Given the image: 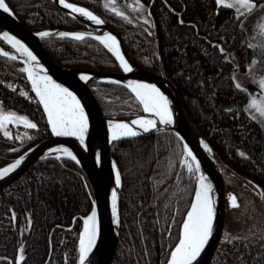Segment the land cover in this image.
I'll return each mask as SVG.
<instances>
[{
    "label": "trees",
    "instance_id": "trees-1",
    "mask_svg": "<svg viewBox=\"0 0 264 264\" xmlns=\"http://www.w3.org/2000/svg\"><path fill=\"white\" fill-rule=\"evenodd\" d=\"M68 1L97 12L123 34L139 63L176 84L188 116L214 149L228 192L224 236L212 264H264V224L240 226L228 198L233 189L264 190V125L248 111V92L237 89L234 80V73L245 71L258 52L242 18L216 0H140L148 22L125 13L129 23L105 8V0ZM6 2L34 31L88 27L53 0ZM44 43L63 66L122 70L97 39L53 37ZM21 68L22 63L0 55V103L25 114L37 127L20 126L23 135L6 136L0 130V166L52 135ZM91 88L109 118L143 111L126 86L98 80ZM111 150L123 184L122 231L113 264H167L194 194L195 170L189 172L185 164L193 166L192 159L181 138L169 130L122 137ZM92 201L88 177L73 160L47 157L36 162L0 190V264H77L81 217L90 212Z\"/></svg>",
    "mask_w": 264,
    "mask_h": 264
},
{
    "label": "water",
    "instance_id": "water-1",
    "mask_svg": "<svg viewBox=\"0 0 264 264\" xmlns=\"http://www.w3.org/2000/svg\"><path fill=\"white\" fill-rule=\"evenodd\" d=\"M53 1L70 16H74L80 19L83 23H86L88 27L52 28L34 31L26 26V24L14 13L11 6L8 5L5 0L9 11L5 12L3 9H0V38L4 41V43L0 41V50L8 52V58L16 56L17 59L15 60L22 63L23 68H33L38 75H47L57 84L71 91L77 99L80 100V103L84 108L85 114L88 118V130L85 135L84 143H81L80 140L74 136H56L51 130V136L35 142V144L14 157V159L0 166V171H2L4 168L11 166L17 160H21L20 165L16 169L8 173L6 176L0 177V190H4L5 188L13 185L16 181L21 179V177L24 176L33 167V165L36 164V162L42 159L47 157L69 159V156L60 151V149H68V151L76 157V160L73 161L81 166L85 175L88 177L89 184L92 187V209L88 214L82 215L81 217L83 221L80 236L84 230V221L92 214L93 211L96 212L99 228L95 247L89 254L85 264H113L121 239L122 217L120 205L123 184L122 173L120 172L119 165L111 150L112 144L115 141L112 139V124L130 123L132 120L141 117L154 119L157 121V127L150 129L148 132H144L137 126H133L141 133L138 136L159 130H169L181 138L184 148L186 149V153H188V150H191L192 156L195 157V160H192V162L195 170L196 185L190 202V207L187 210L186 216L181 224L180 239L183 235V223L187 218L188 212L191 210V205L195 202V194L199 191V177L201 175L205 177L206 182L210 183L212 186V197L216 213L213 223V233L203 251L193 262V264H212L215 257L214 255L217 252L220 246L219 244L224 236L223 233L226 225V180L223 169L220 166L218 158H216L214 149L212 148L210 142L202 135L199 127H196V124L191 120L190 116H188L187 110L182 104L181 95L176 84H173V82L165 75L159 74L152 69L150 70L143 64L139 63L124 42L123 34L116 31L108 22L97 25L94 21L89 20L87 17L79 13H75L71 9L65 8L59 0ZM65 2L71 3L77 7H83L86 10L93 12L90 8L75 2L72 3L68 0H65ZM93 14L104 20L97 12H93ZM41 32H49L50 35L47 37H41ZM64 32L70 34L84 33L85 37H91L93 39H95L96 36H104L107 34L116 36L120 44V51L132 70L130 72H125L122 66V70L117 72L94 69L90 67L73 68L61 65L50 55L47 46H45L44 40L53 37H61L59 33ZM5 33L9 36L15 37L22 44H24L25 47H27L28 50L36 57V61H28L26 63L25 61L27 60V57L20 52H17V50L4 39ZM117 61L120 64L119 59H117ZM85 76L88 78L83 79L82 77ZM98 80L107 83L112 82L119 85L121 84L130 90L132 89L129 85H154L168 98L170 108L173 113V123L170 125H164L159 122L158 117H155L150 113H146L144 110L142 113L132 117H107L101 107L100 101L94 93L93 88H91V83ZM122 137L120 139H122ZM205 145H207V147H205ZM209 149H211V151H209ZM197 163L199 164L198 171L196 170ZM117 171H119L121 179L119 186L116 184ZM114 190L117 192L116 214H114L112 210V192ZM77 264H79V255L77 258Z\"/></svg>",
    "mask_w": 264,
    "mask_h": 264
},
{
    "label": "snow or ice",
    "instance_id": "snow-or-ice-1",
    "mask_svg": "<svg viewBox=\"0 0 264 264\" xmlns=\"http://www.w3.org/2000/svg\"><path fill=\"white\" fill-rule=\"evenodd\" d=\"M61 4L67 9H71L75 13H79L89 20L94 21L97 25L105 23L104 20L94 15L93 12L86 10L83 7H77L71 3H66L65 0H59ZM116 0H105L104 7L108 8L115 15L128 20H131L124 12L119 11L114 5ZM218 6H223L228 9H235L237 18L248 17L253 22L256 20V10H261V15H264V2L260 0H216ZM133 11H138L143 6L140 0H135ZM0 9L5 12L9 11L8 5L5 0H0ZM148 21L145 20V23ZM183 23V20L180 21ZM261 31L264 33V24L261 25ZM49 32H41V37L49 36ZM61 37L71 36L75 40H84V33H59ZM4 39L7 40L13 48L27 57L28 61H36V57L31 51L25 47L15 37L4 34ZM95 39L99 40L110 52H112L117 59H119L121 66L125 72H130L132 69L129 66L127 60L124 58L120 51V44L116 36L107 34L104 36H96ZM224 52L223 48L219 49ZM0 55L5 57L9 56L6 51L0 50ZM11 59H17L16 56H11ZM21 72L27 73L28 79L31 81L32 90L36 96L39 97V102L43 105L45 112L48 116V121L51 125V130L56 136H74L77 137L81 143H84L85 135L88 130V118L85 114L84 108L80 103V100L69 91L67 88L62 87L51 79L47 75H38L33 68H21ZM87 79L88 77H82ZM260 86L264 89V79L260 80ZM132 91L135 93L139 102L143 106V110L146 113H150L159 118V122L164 125H170L173 123V113L170 108V102L168 98L154 85L148 84H135L129 85ZM237 89L241 88V85L237 83L235 85ZM27 96V93H21ZM249 110H254L260 117H264V100H257L253 98L249 105ZM255 118V117H253ZM13 122L22 123L26 128L35 129L37 125L31 123L26 117L17 116L15 113H3L0 112V128H6V125ZM133 126H137L144 132H148L150 129L157 127V121L148 118H138L132 120L130 123H114L112 124V139L118 140L123 137H135L141 133ZM6 136H10V133L5 131ZM19 138V137H18ZM207 147V145H205ZM72 160H76V157L68 151V149H60ZM211 151V149H209ZM188 157L193 161L195 157L192 156L191 150H188ZM241 156L245 154L240 153ZM59 159V157H57ZM78 162V161H77ZM21 163V160H17L11 166L4 168L0 171V177L6 176L8 173L16 169ZM188 171H193V166L185 161ZM196 170H199V164H196ZM121 183L120 173L116 172V184L119 186ZM212 186L207 183L205 177L202 175L199 177V191L195 194V202L191 205V210L187 214V218L183 223V235L179 243L174 250L170 253V259L168 264H193L196 258L203 251L205 245L208 243L213 233V223L215 219L214 200L212 197ZM264 194V193H262ZM231 205L233 208L240 207L235 195L231 196ZM112 210L113 213H117V192H112ZM99 228L97 222L96 212L92 214L84 221V230L79 239V264H85L89 254L93 250L96 244ZM22 252V249L20 250ZM24 257L21 254L20 260L23 261Z\"/></svg>",
    "mask_w": 264,
    "mask_h": 264
},
{
    "label": "rangeland",
    "instance_id": "rangeland-1",
    "mask_svg": "<svg viewBox=\"0 0 264 264\" xmlns=\"http://www.w3.org/2000/svg\"><path fill=\"white\" fill-rule=\"evenodd\" d=\"M226 2H231V0H226ZM114 6L119 11L129 14L134 20L145 21L147 18L144 7L139 8L138 11H133L134 7H138L135 5V0H116ZM255 15V22L247 16L243 17L241 26L244 27L247 32L249 43L258 48V52L245 71L238 70L234 73V80L236 83H239L246 92H248V98L245 104L246 108L260 121L261 124L264 125V117H260L254 110H249V105L253 98H256L258 101L264 100V89L261 88L259 83L261 79H264V33L261 31V25L264 24V15H261L260 9L256 10ZM0 112L15 113L17 116L26 117L30 121L25 114L19 113L13 108H8L4 106L3 103H0ZM20 126L24 125L19 122H13L7 124L6 128H0V130L4 133L7 131L10 135H23V130ZM262 193H264V190L262 189H250L243 193H240L239 190L233 189V191L229 193L228 198L230 205L231 196L233 195L237 197V201L240 204V207L238 208H233L231 205L233 216L238 219L240 226L248 224L251 227H256V225H259L260 223L264 224V194Z\"/></svg>",
    "mask_w": 264,
    "mask_h": 264
}]
</instances>
